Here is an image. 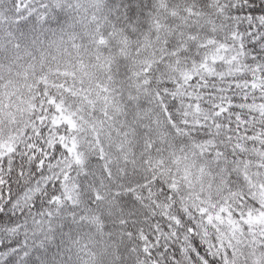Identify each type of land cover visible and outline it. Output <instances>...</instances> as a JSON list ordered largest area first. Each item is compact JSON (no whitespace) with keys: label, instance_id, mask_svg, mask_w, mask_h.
<instances>
[{"label":"snow or ice","instance_id":"6c2138e0","mask_svg":"<svg viewBox=\"0 0 264 264\" xmlns=\"http://www.w3.org/2000/svg\"><path fill=\"white\" fill-rule=\"evenodd\" d=\"M0 264H264V0H0Z\"/></svg>","mask_w":264,"mask_h":264}]
</instances>
